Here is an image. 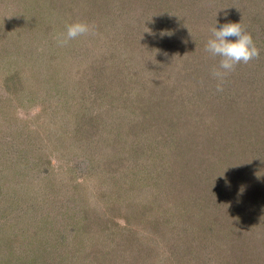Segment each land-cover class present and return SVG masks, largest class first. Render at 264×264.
Wrapping results in <instances>:
<instances>
[{
    "label": "trees",
    "instance_id": "1",
    "mask_svg": "<svg viewBox=\"0 0 264 264\" xmlns=\"http://www.w3.org/2000/svg\"><path fill=\"white\" fill-rule=\"evenodd\" d=\"M117 1H119L120 7L123 6L121 8L130 10V14H127L126 19H123L120 11H118V15L115 11H109L110 16L112 15L117 23L129 24L127 29L129 31H126L127 38L121 42L122 46L118 57L110 53L109 56L99 59L98 67H100L101 72L107 74V80L102 81L101 84H95L92 91L93 94H99L98 96L101 92L108 91L111 97L109 96V100L105 99V103L117 104L124 109L128 108V110L129 106L133 108L137 105L139 111L131 118L121 119L117 127L120 131L116 132L117 129H115V136L112 133H106L108 129L104 124H109L104 119L105 113L109 109L107 105L100 104V107L95 108L94 111H87V107L79 108L78 106L76 110H71L76 106L74 101L73 105L67 107V113L71 110L67 116L70 117L73 114L71 118L72 127H75L70 135L72 137L70 144L71 146L74 145L72 151L81 147L82 143L87 140L88 142L91 141L92 132H99L103 136V146L104 144H111V147L107 149L101 147V149H95L91 152L87 151L86 148L85 152L71 160L74 163H85L87 158H92L97 167L89 163L85 164L84 170L81 168L82 171L76 172L70 167L69 169L66 168L68 170L67 178L71 184L76 185L75 187L78 185L83 187L87 183L85 182L86 179H89L87 184L92 185L89 192L90 196L85 197V203L83 202L80 209L72 212L69 207L65 206L66 208L64 207L63 210L60 208L53 210V216H51L50 208H43L44 213L39 208L41 212L38 219L42 222L45 221V227L49 229L47 235L52 238L53 246L61 244L65 250L69 251L75 248L80 259L89 261L82 259L76 264L83 261L86 264H201L203 261L209 262V255L206 257L198 250L196 251L199 254H194L193 251L189 250L190 245H192L189 235L195 242L198 238L204 237L206 244L208 242L211 246L209 248L216 253L220 251L222 259L225 260H229L227 259L228 255L232 258L233 250L238 249L243 244L254 250L264 252L263 237L260 239L258 235L251 233L249 241L243 243L242 232L239 229H233L236 236H233L232 239L229 235L227 237L232 244L231 246L227 245L225 239L224 243L220 242V239L219 243L213 241L215 234L226 230L227 218L236 213L235 209L239 210V203L241 201L243 203L245 197L253 193L247 192L245 194L241 187L247 189V186L249 184L254 185V182L263 183L264 186V155L260 154L261 161L249 160L245 157L247 160L244 164L243 162L240 163L242 155L245 156L249 148L250 152H254L256 149L254 139L257 143V140L259 142V139L264 137L263 134L257 136L262 131L264 120V0H179L178 8L167 12L152 9L147 5L151 0ZM156 1L163 2L166 0ZM103 3L102 8L97 7L95 9L93 7L90 11L88 10L90 15H94L96 21H100L102 14L109 10L105 6V0ZM64 5L67 6V3ZM199 10L205 11L210 19L216 15L211 21L217 24V27L229 22L228 20L240 22L241 26L252 35L260 54L247 64H237L232 71L224 76L225 90L222 93L229 91L227 87H230L229 89L242 88L237 89L238 96L235 95L228 99L230 102L226 100V95L219 93L218 97L224 98L221 102L214 104L212 101L217 100H213L214 97L211 98V96L208 102L199 104L196 92L194 96L190 97L193 101L192 99L190 101L187 98L184 99L187 108H173L175 105L170 103V99H168V103L172 106L164 103L166 98L161 101L157 97L169 86L172 78L177 84H186L187 82L195 86H204V81L199 79L201 75L199 72L211 74L210 70L214 71L219 68L220 58L209 53L206 49L208 40L204 42L206 38H210L209 34H212L213 26L204 29V26L194 22L187 25V29L181 27L179 32L176 31L173 36L171 35V27L173 26L168 24V17L174 19V23L186 22L187 24L188 21L185 17L187 13L190 12L194 16L195 12ZM134 11L135 15L133 14ZM151 12L154 13L155 25L149 24L146 18H141ZM137 19L140 21L136 22ZM201 19L205 23L204 16ZM137 24L144 26H133ZM192 29L195 31L193 32ZM202 29H204L203 33L201 32ZM191 30L195 34L194 36ZM182 32L187 33L181 36ZM198 32L201 35L200 33L196 34ZM145 37L148 38V51L145 50L143 56L141 47L146 44L142 43L141 40ZM181 38L184 40L182 44L179 43ZM137 61L147 71L148 77L141 84L139 98L135 97L134 94V97H130L128 102L123 98L124 94L117 90L128 88L129 82L134 81L132 80L133 75L127 76L130 75L131 70L136 72L137 68L133 67L131 63ZM88 68L90 72V65ZM244 71H248L245 77ZM92 73H95V69L90 72V74ZM224 79L221 82L213 76V73L210 76L207 75V80L209 83H214L216 89H218V84L224 82ZM198 81L202 83L198 84ZM90 83H92L91 80ZM81 85L83 84L81 83L78 87ZM116 86L117 90H113ZM85 87L84 85L83 89ZM92 91L90 90L91 100L96 101V95H92ZM82 93L84 95V90ZM107 96L105 95V98ZM82 97L80 96V98ZM137 98L140 102L137 100L135 103L133 100ZM145 98L148 99V102L153 100L160 102L159 106H156L151 112V118L146 115L149 113L146 112L147 106H143ZM153 106L154 103L149 105V107ZM167 112L174 114L169 116L166 114ZM216 117L219 120H216ZM123 125H126L125 128ZM157 127L158 129L154 131ZM170 128L178 137L180 136L173 145L176 146V149L170 152L167 160L161 162L158 159L160 165L152 170L151 177L147 179V182L144 184L138 182L140 184L133 187L130 201L126 202L122 198L124 191L116 186L115 197L113 200L107 201L108 205L99 202L95 191L106 177L101 173V170L109 171L106 174H110L123 163L129 161L127 156L129 153L122 148L128 147L129 144L134 146L133 143H128L133 132H135L134 136L138 135V138H135L136 143L140 144L146 140L150 146H157L153 147L152 150H158V146L162 142H166L164 137L167 136L166 132ZM160 129L164 132H157ZM91 130L93 131L90 132ZM122 133L123 135H121ZM151 134L154 135L151 137ZM162 147L165 148V145ZM251 149L253 150L251 151ZM105 150L107 151L106 154L117 150L111 154L113 160L111 158L107 161L101 159ZM147 153H141L146 160ZM75 154H77V150ZM156 154H153V158ZM246 163L249 166L261 164L260 169L254 170L255 180L245 176V167H249L246 166ZM94 166L97 172L88 173V169ZM51 178H53L52 181ZM42 180L45 182L44 194L48 193L47 197L60 195V188H56L58 181L55 182L57 180L55 176H48ZM253 189L255 187H250L249 191H253ZM23 192L28 195L31 194L35 198L39 197L33 191L30 192L28 188L23 189ZM104 194V191L99 192L101 198ZM63 196L65 197V194ZM88 197L91 202L87 201L86 198ZM54 198L40 199L36 204L37 206L51 205L55 202ZM142 198L147 201L148 199L151 200L146 202L142 201ZM3 201L0 202V225L2 227L0 230L10 227L12 230L15 229L13 236H21L18 234L21 229L23 231L38 229L40 223L36 221V217L33 218V207L28 208L30 215H28L27 222L17 223L19 220L7 221L9 215L8 210H6V208H13V203L17 204V201L14 202L9 198ZM58 214H61L60 218H58ZM201 215L203 216L200 217ZM51 219H55L54 224H52ZM39 226L42 228L41 224ZM9 232L12 233V231ZM262 232L264 234V225ZM34 233L32 236L33 239H36L35 244L39 243L40 246L32 249L34 252L38 251L40 259L38 257L29 258L27 255L25 257L30 259L31 262L29 263L16 259L17 263H8L7 261L2 263V259H0V264H50V259L44 256L50 245L40 243L42 242L41 234L36 233V231ZM245 233L247 232L245 231ZM245 233L243 232V234ZM2 235H7V233ZM91 238L97 239V243L94 240H89ZM2 241L9 242L7 240ZM50 249L52 251L55 248L53 249L51 245ZM261 255L264 256V253ZM240 257L235 260L238 264L242 263ZM218 260L217 264L222 262L220 259ZM232 262L231 259L229 264Z\"/></svg>",
    "mask_w": 264,
    "mask_h": 264
},
{
    "label": "rangeland",
    "instance_id": "2",
    "mask_svg": "<svg viewBox=\"0 0 264 264\" xmlns=\"http://www.w3.org/2000/svg\"><path fill=\"white\" fill-rule=\"evenodd\" d=\"M103 1L104 0H0V202H4L3 200H7L8 198L14 202L17 201V204L13 203V208H6L9 215L7 221L19 220L17 223H21V221L27 222L28 215H30L28 208L33 207V218L36 217V221L39 222L43 228H39V224L38 229L29 231H23L21 229L18 232L21 236H13L12 234H14L15 229L12 230L10 227L0 230V248H2L0 249V259H2V263L5 261L8 263H17L15 259L29 263L31 262L29 259L30 257L39 258L38 251L34 252L32 249L33 247L39 248L40 246L39 243L35 244L36 239H33L32 235L35 231L41 234L40 239L42 242L40 243L48 244L50 247L52 245L53 249L55 248L52 251L50 247L47 248L46 251L48 250V252L44 255L50 259V264H76L83 259H80L79 253L76 252L77 250L75 248L69 251L67 249L65 250L64 246L61 244L53 246L52 238H49L47 235V230L49 229L45 227V221H40L38 216L43 208H50L51 216H53V210L57 208L58 210L59 208L63 210L65 206L69 207L72 212L80 209L83 206V202L85 203V197L90 196L89 192L92 185H88L89 179H86L85 182L87 183H85L83 187L81 185L75 187L76 185L71 184L67 178L68 170L66 168L69 169L70 167L76 172L80 171L81 168L84 170L85 164L89 163L97 167L95 160L91 157V159L87 158L85 163H74V161L71 160L80 156L82 152H85L86 148L87 151L89 150L91 152L95 149H101V147L103 149L111 147V144H104V147L103 136H101L99 132H92L93 130H91L92 140L89 142L87 140L85 143H82L83 145L81 147L75 148L77 150V154H75L76 150L72 151L74 145L71 146L70 144L72 142V137L70 135L75 128L72 127L71 118L73 114L70 117L67 116L70 111L73 109L76 110L77 106L79 108L87 107V111H94L95 108L98 109L100 107V104L107 105L109 109L105 113L104 119L105 122L107 123L108 121L109 124L107 123V125H104L108 129L106 133L109 132L112 134L115 133V129H117L121 119L131 118L139 111L137 105L133 108L129 106L128 110V108L124 109L117 104L105 103V99L109 100V96L111 97L108 91L101 92L100 96H98L99 94H93L92 91L93 87L95 88V84H101L102 81L107 80V74L101 72L100 67H98L100 62L99 59L107 57V55L109 56L110 53L118 57L122 46L121 42H124L127 38L126 31H129L127 30L129 24L117 23L114 18H112V15L110 16L109 11H115L117 15L118 11H120L122 13L121 18L123 19H126V15L130 14V10L121 8L123 6L120 7V3L117 0H105V6L109 10L102 14L100 21L94 20V15H90L89 11L93 9V7H95V9L97 7L102 8L104 4ZM178 1L179 0H172L170 2V0H166L160 2L151 0L147 5L155 11L167 12L174 8H178ZM65 3H67V6L64 5ZM133 14L135 15V11ZM153 15L154 13L151 12L145 17L143 15L141 18H146L149 24L155 25ZM203 16L205 23L201 19ZM185 17L187 19L186 21H188L187 24L186 22L174 23V19L167 18V22L169 21L168 24L173 26L171 27L172 36L176 31L179 32L181 27L182 29H187V25H191L194 22L199 23L200 26H204V29H207L208 26H213L214 29L216 26V24L211 21L214 17L210 19V16H208L205 11H196L194 16L189 12ZM77 21L87 23L90 26L89 33L77 37L74 40H70L66 45L61 46L58 44L57 39L65 32L66 25ZM139 21L140 19L136 20V22ZM212 23L214 24L212 25ZM141 24L143 23L141 22ZM133 26L144 25L137 24ZM204 29H202V33ZM192 30L193 32L195 31L194 29ZM184 33L187 32H182L181 36H183ZM199 33L200 32L196 34ZM192 35L194 36L195 34L192 33ZM209 35L211 38L212 34ZM207 40L209 39L206 38L204 42ZM141 42L146 44L141 47L144 56L145 50L148 51V38H142ZM183 42L184 40L181 38L179 43L182 44ZM212 60L214 61V58ZM132 64L137 70H135V73L131 70L129 72L130 75L127 77L133 75L134 77H132V80L134 81L129 82V85H127L128 88L126 89L119 88L117 90V86L113 89L124 94L123 98L128 100V102L130 101V97H134V94L135 97L137 96L139 98L138 94L141 89V84L148 77V75H146L147 71L139 65V61L131 63V65ZM89 65L90 72L95 69V73L90 74ZM210 72L213 73L211 70ZM199 73L201 74L199 79L204 81V86H195L187 82L186 84H177L172 78V82H170L169 86L158 94L157 97L160 98L161 101L166 98L164 103L170 106L174 104L175 106L173 108H187L184 99L187 98V100L190 101L192 99H190V97L194 96L196 92L198 94L199 104L206 101L208 102L211 96V98L214 97L213 100H217L212 101L214 104L221 102L224 98L218 97V94L225 90V79L223 78L224 82L220 84L223 87L220 86L221 90H218L214 83H209L207 80V75L210 76L212 73L210 74L203 71ZM247 73L248 71H244V77ZM90 80L92 83H90ZM200 82L201 81H198V84H200ZM81 83L83 85L78 87ZM84 85L86 86L85 89H83ZM242 87L244 88V86ZM227 88L229 91L222 94L226 95V100L228 102H230L228 99L238 94L237 89H242L241 87H235V89H229L230 87ZM81 89L84 90V95L82 93L83 90L80 91ZM90 90L92 91V95H96V101L91 100ZM141 92L142 90L140 93ZM105 95L108 96L105 98ZM80 96L83 97L80 98ZM72 97H74V99H72ZM138 98L133 101L136 103L137 100L139 101ZM141 99L140 97V100ZM168 99H170L172 105L168 103ZM74 101L76 106L67 113V107L73 105ZM125 103H127V101H125ZM153 103L154 106L149 107V105H153ZM159 103V101L153 100L148 102L147 98L144 99L143 106H147L146 112L148 111L149 113L146 115H148L149 118H151V112L156 106H159ZM166 114L172 116L174 113L167 112ZM139 117L141 118L140 114ZM215 119L219 120L217 117ZM123 126L125 128L126 125ZM157 129L158 127L154 131ZM161 130L162 129L157 132H164ZM117 131H120V129H117L116 132ZM129 134H132V132H129ZM134 134L135 132H133L128 140V143H133L134 146L129 144L128 147L122 148L129 153V155H127L129 161L123 163V165L118 168L116 167V171H112L110 174H106L109 173V171L101 170V173L106 177L97 187L95 195L102 204L108 205L107 201L113 200L116 186L124 191V196H122V198L126 202H129L133 187L136 186V184H140L138 182H141V184L147 182V179L151 177L150 173L152 170L158 168L160 165L159 160L163 162L169 158L170 152L176 149V146H173L176 139L180 138V136L178 137L172 128H170L169 131L166 132L167 136L164 137L166 142H162V144L158 146V150H152L153 147L155 148L157 146H150L146 140H143L140 144L136 143L135 138H138V135L134 136ZM262 134L264 135V120L262 123V131L257 136ZM121 135H123V133ZM153 135L154 134H151L150 136L152 137ZM254 141L256 149H254V152H250L249 148L246 155H242L240 163L243 162L244 164L247 159L261 161L260 154L264 155V137L261 140L259 139L261 143H259L258 140L256 143V139H254ZM162 145H165V148H163ZM252 150L253 149H251V151ZM116 151L117 150L112 151L110 154H106L107 151L105 150L101 159L103 161H107V159L110 158L113 160L111 154ZM142 152H148L147 160L144 159V155L141 154ZM155 153L157 154L153 158V154ZM245 157H247V159ZM229 159H231V157H229ZM248 163H246V166H249ZM95 166L90 167L88 173H96ZM259 167L261 168V164L245 167V176L247 175L246 177L248 179H253L255 175L254 170H257ZM48 176L56 177L57 180H55V182L58 181V186L56 188H60V195L56 197L55 195L47 197L48 193L44 194L45 182L42 179L48 178ZM52 180L53 178H51V181ZM254 183V185L249 184L251 188L255 187L253 191H249V186H247V189L241 187V189H244L243 192L245 194H247V192L253 193L247 195L243 200L244 202L241 203V201L239 203V210L235 209L236 213H233L227 218L226 230L224 232L221 231L222 233H214V242L219 243L220 239V242L222 241L224 243L225 239L227 245L231 246L232 244L227 237L229 235L232 239L233 236H236L233 229H239L242 232L241 237H243V243L249 241L251 233L258 235L260 239L262 237L264 238L262 232L264 225V186L263 183ZM236 185L238 184L236 183ZM25 188L30 189V192L33 191L39 197L35 198L31 196V194H25L23 192ZM102 191H104L105 194L101 198L99 192ZM87 192L88 194H86ZM64 194L65 197L63 196ZM47 198H54L55 202L51 205L44 204L42 206H37L36 203L38 200ZM86 199L88 202H91L89 197ZM150 200L151 199H148V201ZM142 201L148 202L143 198ZM65 202H67L66 205H64ZM36 207L38 208L36 209ZM42 212L44 213V211ZM67 212H69L68 209ZM202 216L203 215L200 217ZM60 217L61 214L58 218ZM51 222L54 224L55 219H51ZM1 228L0 225V229ZM40 229L42 230L40 231ZM9 231H12V233ZM245 231L247 233H245ZM243 232L245 234H243ZM3 233H7V235L3 236ZM189 237L192 242L189 250L193 251L194 254L198 253L196 251L198 250L202 255H206V257L209 255V262L203 261L201 264H217L219 262L218 259L222 261L219 264H229L231 259L233 260L232 264H238L235 260L240 256L241 264L264 263V256L261 255V253L264 252H261V250H254L250 246H245L244 244L241 247L239 246L238 249L233 250L232 258L228 255L227 259L229 260H225L222 259V253L220 251H217V254L216 251H212L211 248H209L211 246L208 242L206 244L204 237L198 238L196 242L191 239L190 235ZM2 240H7L10 243H5ZM89 240H94L97 243V239L95 238ZM27 255H29V258L25 257ZM41 257L43 258V255ZM85 261L89 262L88 260ZM85 261H83L84 263L80 262V264H86Z\"/></svg>",
    "mask_w": 264,
    "mask_h": 264
},
{
    "label": "clouds",
    "instance_id": "3",
    "mask_svg": "<svg viewBox=\"0 0 264 264\" xmlns=\"http://www.w3.org/2000/svg\"><path fill=\"white\" fill-rule=\"evenodd\" d=\"M90 26L84 22H73L66 25V30L57 39L61 46L70 40L89 33ZM206 49L213 56L219 57V68L213 71V76L221 82L227 73L232 71L237 64H247L260 54L252 35L247 32L240 22H227L219 27L217 24L212 31V37L206 44ZM218 90L220 85L218 84Z\"/></svg>",
    "mask_w": 264,
    "mask_h": 264
}]
</instances>
